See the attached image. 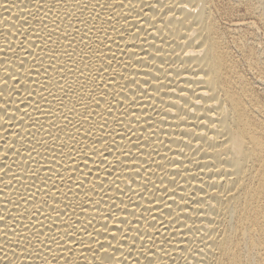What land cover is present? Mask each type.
<instances>
[{"label":"bare ground","instance_id":"1","mask_svg":"<svg viewBox=\"0 0 264 264\" xmlns=\"http://www.w3.org/2000/svg\"><path fill=\"white\" fill-rule=\"evenodd\" d=\"M0 264H264V0H0Z\"/></svg>","mask_w":264,"mask_h":264},{"label":"rangeland","instance_id":"2","mask_svg":"<svg viewBox=\"0 0 264 264\" xmlns=\"http://www.w3.org/2000/svg\"><path fill=\"white\" fill-rule=\"evenodd\" d=\"M241 10H242V12L240 11V13H244L245 10L243 8Z\"/></svg>","mask_w":264,"mask_h":264}]
</instances>
